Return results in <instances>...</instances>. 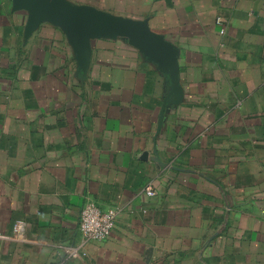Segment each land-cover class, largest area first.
<instances>
[{
	"label": "crops",
	"instance_id": "obj_1",
	"mask_svg": "<svg viewBox=\"0 0 264 264\" xmlns=\"http://www.w3.org/2000/svg\"><path fill=\"white\" fill-rule=\"evenodd\" d=\"M66 1L146 21L178 94L126 39L83 66L0 0V264H264V0ZM87 202L117 211L101 242Z\"/></svg>",
	"mask_w": 264,
	"mask_h": 264
},
{
	"label": "water",
	"instance_id": "obj_2",
	"mask_svg": "<svg viewBox=\"0 0 264 264\" xmlns=\"http://www.w3.org/2000/svg\"><path fill=\"white\" fill-rule=\"evenodd\" d=\"M14 10H25L27 30L32 32L41 22L58 26L68 37L81 65L90 56V41L96 38L122 37L148 59L172 73L177 88L176 50L152 33L144 20L112 15L90 6L72 5L66 0H11ZM172 65V69L170 68ZM145 156V155H144Z\"/></svg>",
	"mask_w": 264,
	"mask_h": 264
},
{
	"label": "built area",
	"instance_id": "obj_3",
	"mask_svg": "<svg viewBox=\"0 0 264 264\" xmlns=\"http://www.w3.org/2000/svg\"><path fill=\"white\" fill-rule=\"evenodd\" d=\"M217 24H222V19L217 20ZM224 30H220L223 34ZM148 196H154L155 192L151 186L145 188ZM117 211L115 209L104 210L94 202H87L83 205L79 216V233L86 241L101 242L105 240L114 227ZM24 233V222L17 220L12 226V238L21 240ZM71 256H77V252L73 249L67 250Z\"/></svg>",
	"mask_w": 264,
	"mask_h": 264
}]
</instances>
